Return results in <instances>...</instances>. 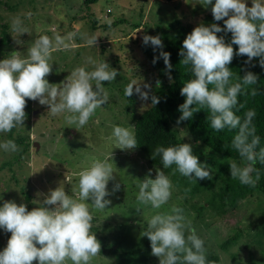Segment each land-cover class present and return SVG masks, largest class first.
<instances>
[{"label": "rangeland", "instance_id": "rangeland-1", "mask_svg": "<svg viewBox=\"0 0 264 264\" xmlns=\"http://www.w3.org/2000/svg\"><path fill=\"white\" fill-rule=\"evenodd\" d=\"M246 4L251 7L252 0H246ZM13 17L20 18L25 33L11 30ZM201 23H217L224 27L223 21L214 20L211 5L203 6V0H98L88 7L82 6L81 0H0L2 59L13 51H19L21 58L26 57L27 49L41 35L51 38L55 34L75 33L70 48L51 53L52 72L46 77L50 84L59 86L77 67L93 70V66L86 63L87 57L97 62L105 61L109 70L113 68L118 72L115 80L103 82L107 103L97 108L83 127L76 129L75 125H68L63 114L52 116L47 105L30 100L33 111L25 118L24 125L13 128L9 136L8 132L0 133V143L11 137L25 136L30 141L21 157H18L19 150L6 152L0 148V206L11 200L18 205L25 204L29 211L39 207L43 197L37 193L46 195L49 189L58 187L65 174L73 175V181L71 185L62 183L61 187L75 198L73 188L77 177L74 174L95 160L110 157L115 179L109 181L108 191L111 192L117 182L121 187L105 198L111 204L103 211L90 206L93 216L90 231L101 244V253L91 264H123L121 250L135 248L144 238L150 217L156 211H168L172 205L184 210V215L205 242L206 255H216L218 264H264V243L257 242L253 235L264 197L259 192L249 193L235 198L231 204L223 202L215 210L205 203L211 193L217 191L223 178H231L229 165L232 162L241 165V160L232 161L214 154L202 143L192 142L182 124L173 125L181 143H189L193 155L201 164H207L212 173L211 180H193L182 176L175 165L164 169L149 164L135 148L119 149L112 135L115 126L133 132L134 120L152 105L154 89L169 82L167 71L149 64L146 47L141 44L142 37L157 36V27L171 32L178 28L187 35ZM105 25L108 27L104 28ZM92 36L97 38L95 46L86 43ZM92 83L94 86L95 82ZM129 85L134 86L130 97L125 95ZM135 87H140L141 93H147L149 98L142 100ZM17 146L19 149L20 144ZM157 168L170 179L173 188L168 203L154 210L151 206L138 205L136 196L137 184L149 170H152L150 178L154 179ZM175 179H181L180 183L175 184ZM233 232L237 234L236 240L221 248L222 240ZM10 235L0 229V251L7 246ZM137 250L141 253H136ZM145 250L141 247L133 254L140 257ZM143 261L144 264H159V258L151 254V247Z\"/></svg>", "mask_w": 264, "mask_h": 264}, {"label": "clouds", "instance_id": "clouds-1", "mask_svg": "<svg viewBox=\"0 0 264 264\" xmlns=\"http://www.w3.org/2000/svg\"><path fill=\"white\" fill-rule=\"evenodd\" d=\"M209 5L214 20L223 21L224 27L217 23H201L183 40L179 53L183 57L181 62L190 66L194 78L184 83L180 90L185 100L178 107L181 115L176 123L179 125L189 120L199 108H207L212 129L218 132L225 128L237 130L231 143L241 158V165L236 162L229 165L230 177L238 179L242 185L255 187L261 176L260 170L254 166L257 161L264 165V147L257 151L260 136L253 124L256 113L249 109L241 119L233 109L239 103L238 95L244 93L247 86L257 84L258 76L245 71L243 77L233 83V73L228 66L235 55L246 56L245 64L259 58V66L264 68V0H252L251 7L247 6L246 0H214V3L213 0H203L205 8ZM11 30L21 34L26 32L19 17L11 19ZM221 32L231 33L230 43L217 35ZM74 36L75 33L55 34L51 38L41 35L27 49L26 57L21 58L19 51H13L0 60V133L24 125L27 100L47 105L52 116L63 114L65 122L75 125L76 129L86 125L95 110L107 103L103 82L115 80L118 72L113 68L109 70L105 61L97 62L87 57L86 63L92 65L93 70L77 67L59 86L46 79L52 72L51 53L70 48ZM86 43L95 46L97 38L89 37ZM142 43H150L154 51L163 49L159 36L144 35ZM232 45L238 46V51L234 52ZM159 58L163 59L171 80L170 53L161 51ZM157 59L154 57V64ZM133 91L134 86L129 85L125 95L130 97ZM135 92L142 100L149 98L147 93H141L140 87H135ZM257 94L255 88L250 92L252 96ZM151 102L155 106L160 102L159 97L153 95ZM243 107L239 104L240 109ZM112 135L119 149L131 150L137 146L135 135L129 128L115 126ZM0 148L6 152L19 150L13 140L0 143ZM152 155L161 157L164 169L175 165L184 177L212 179L208 165L201 164L193 155L189 143L157 146ZM109 159L95 160L74 174L77 177L73 188L75 198L61 187L62 183L71 185L73 181V175L65 174L58 187L49 189L46 195L37 193L43 197L41 206L30 211L23 203L4 201L0 206V229L11 235L7 246L0 251V264H91L101 253V244L90 231L93 219L90 206L103 211L111 204L105 198L121 187L117 182L111 192L108 191L109 181L115 179ZM151 173L149 170L137 184L136 201L138 205L159 210L170 200L173 185L159 168L154 179L150 178ZM143 237L150 241L151 254L159 258V264H209L204 240L192 227L184 210L176 205L168 211H156L147 221Z\"/></svg>", "mask_w": 264, "mask_h": 264}, {"label": "trees", "instance_id": "trees-1", "mask_svg": "<svg viewBox=\"0 0 264 264\" xmlns=\"http://www.w3.org/2000/svg\"><path fill=\"white\" fill-rule=\"evenodd\" d=\"M97 1L98 0H81V4L84 7H88ZM119 20L121 21V19ZM175 23L176 22H174V24ZM136 26L134 25V27ZM103 27L107 28L108 26L105 25ZM157 34L163 42V49L157 48L154 51L153 46L150 43L148 45H144L143 43L141 44L146 47L148 62L154 68L159 67L160 69L167 71L163 59L159 58V54L161 51L170 53L172 79L154 89L155 96L159 97L160 102L155 106L151 105L134 120L133 133L137 141L135 149L144 156L149 164L153 166H163L161 157L153 156L152 154L157 146L169 147L181 144L173 125H177V119L181 115L178 111V107L185 100V97L180 95V90L184 83L194 77L190 66L184 65L181 62L183 57L179 55L182 50V42L186 38V34H183L178 28H175L173 32H171L168 29L161 27H157ZM217 35L223 36L226 43L231 42V33L221 32ZM232 46L234 48V52L238 51V46ZM9 54L10 53H6L4 56L6 57ZM154 57H158L155 64L153 63ZM1 59L2 57H0V60ZM246 60V56L234 55L231 64L228 66L233 73L231 78L232 82H238L240 76L243 77L245 74V71H251L256 74L258 76V81L255 85L247 86L244 93L238 95L239 103L237 108L233 109V111L237 116H240L241 119L244 118V113L249 109L255 111L256 116L253 119V124L256 127V134L260 136V145L257 148V151H259L260 147H264V68L259 66V58H254L251 64H245ZM253 88L257 89L258 94L256 96L250 95ZM239 104H243L244 107L240 109ZM32 111L33 108L30 106V100H27L25 107L26 118L30 113H32ZM208 115L209 111L207 108H199V111L195 112L192 118L187 121H183L180 124L183 125L192 142L202 143L205 147L211 150V152L220 157L227 158L232 161H240L241 158L239 157L238 152L232 147L231 143L237 130H229L225 128L218 132L212 129L210 127V121L207 119ZM10 140H13L16 144H20L18 157H21L23 152L26 151L27 147L30 145V141L27 136L18 137L16 139L11 137ZM254 167L260 170L261 176L255 187L242 185L238 179L226 177L222 179L220 184L217 186V191H213L211 193L212 195H210V198L207 199L205 203L209 205L210 208L215 210L218 206L221 207L223 202H225V204H231L235 198L244 197L249 193L259 192L264 197V165L257 161ZM221 170H223V168ZM252 175L255 178V173ZM180 181L181 179H175V184L180 183ZM193 190H195V188L190 191ZM183 192L189 193L185 189ZM236 231H238V229H236ZM253 235L257 242L264 243V205L258 213L257 223L253 229ZM236 237V232L235 234L233 232V234L226 236V238L220 243V247L224 249L226 244L236 240ZM140 243L141 247H144L146 250L142 256L137 257L136 253H141V251L137 250L135 255L133 252L136 249L141 248ZM110 246L112 245L110 244ZM134 247L135 248H131L129 250L124 247L123 250H121L123 264H144L143 260L146 258L147 251L150 248V241L147 237H144L143 240L137 243ZM113 252H115V250H113ZM206 259L209 264H218V257L216 255H206Z\"/></svg>", "mask_w": 264, "mask_h": 264}, {"label": "water", "instance_id": "water-1", "mask_svg": "<svg viewBox=\"0 0 264 264\" xmlns=\"http://www.w3.org/2000/svg\"><path fill=\"white\" fill-rule=\"evenodd\" d=\"M33 144H34V146H35V147H37V146H38V144H37L36 142H34Z\"/></svg>", "mask_w": 264, "mask_h": 264}]
</instances>
